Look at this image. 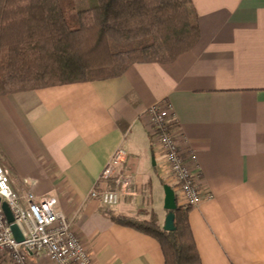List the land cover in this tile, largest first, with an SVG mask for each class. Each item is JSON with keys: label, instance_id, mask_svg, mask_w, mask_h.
I'll list each match as a JSON object with an SVG mask.
<instances>
[{"label": "crops", "instance_id": "obj_1", "mask_svg": "<svg viewBox=\"0 0 264 264\" xmlns=\"http://www.w3.org/2000/svg\"><path fill=\"white\" fill-rule=\"evenodd\" d=\"M200 38L168 64H135L115 79L0 97V162L17 192L57 199L92 264H164L152 237L113 222L163 228L165 165L146 111L173 105L184 157H197L204 199L189 222L202 264H264V0H192ZM96 0H78L77 9ZM123 148L127 158L101 174ZM92 189L120 193L115 206ZM32 264H53L30 257Z\"/></svg>", "mask_w": 264, "mask_h": 264}, {"label": "trees", "instance_id": "obj_2", "mask_svg": "<svg viewBox=\"0 0 264 264\" xmlns=\"http://www.w3.org/2000/svg\"><path fill=\"white\" fill-rule=\"evenodd\" d=\"M0 0V97L115 79L135 64H168L200 38L192 0ZM174 211L175 230L158 216H113L116 224L154 238L164 264H202L189 222ZM169 213V212H168Z\"/></svg>", "mask_w": 264, "mask_h": 264}, {"label": "built area", "instance_id": "obj_3", "mask_svg": "<svg viewBox=\"0 0 264 264\" xmlns=\"http://www.w3.org/2000/svg\"><path fill=\"white\" fill-rule=\"evenodd\" d=\"M149 133L164 160V175L176 187L177 206L196 209L204 199L198 180L197 157L189 152L184 157L176 135L172 132L175 121L173 105L162 101L146 111ZM127 158L123 148L118 149L105 166L101 179H110ZM90 197L106 206H115L120 193L92 189ZM0 199L6 203L19 227L24 241L18 243L0 208V264H32L30 257H45L53 264H92L89 253L74 229V220L57 210L58 201L52 196L37 197L33 191H15L9 170L0 162Z\"/></svg>", "mask_w": 264, "mask_h": 264}, {"label": "water", "instance_id": "obj_4", "mask_svg": "<svg viewBox=\"0 0 264 264\" xmlns=\"http://www.w3.org/2000/svg\"><path fill=\"white\" fill-rule=\"evenodd\" d=\"M164 192H165V202H164V208L166 211H168V215L165 220V225L163 227L164 231L172 232L175 230V215L174 211L177 209V199H176V193L174 189L169 186H164ZM0 208L2 212L4 213L8 223L10 224V230L14 237V239L18 243H22L24 241V237L19 229V227L14 223V215L10 209V207L6 203H1L0 199Z\"/></svg>", "mask_w": 264, "mask_h": 264}, {"label": "rangeland", "instance_id": "obj_5", "mask_svg": "<svg viewBox=\"0 0 264 264\" xmlns=\"http://www.w3.org/2000/svg\"><path fill=\"white\" fill-rule=\"evenodd\" d=\"M77 7V6H76Z\"/></svg>", "mask_w": 264, "mask_h": 264}]
</instances>
